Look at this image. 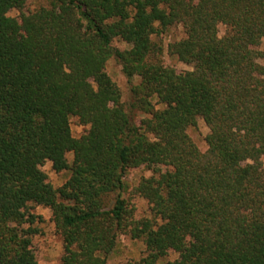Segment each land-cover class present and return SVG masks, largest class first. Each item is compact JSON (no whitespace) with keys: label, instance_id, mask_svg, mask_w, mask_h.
Here are the masks:
<instances>
[{"label":"trees","instance_id":"16d2710c","mask_svg":"<svg viewBox=\"0 0 264 264\" xmlns=\"http://www.w3.org/2000/svg\"><path fill=\"white\" fill-rule=\"evenodd\" d=\"M26 1L0 0V264H38L35 205L50 209L61 264H106L122 235L144 244L125 264H264V0H48L25 13ZM174 25L182 37L163 42ZM199 118L204 150L188 132ZM46 161L68 172L61 185ZM138 166L151 170L134 187L149 215L135 218L122 191Z\"/></svg>","mask_w":264,"mask_h":264},{"label":"rangeland","instance_id":"374dc122","mask_svg":"<svg viewBox=\"0 0 264 264\" xmlns=\"http://www.w3.org/2000/svg\"><path fill=\"white\" fill-rule=\"evenodd\" d=\"M48 0H27L23 8V12L28 13L41 6H47ZM20 14L17 10H10L9 16L18 17ZM219 35L224 33V27L219 25ZM182 30L178 25L170 27L162 36L163 42H170L172 40L182 37ZM114 45L119 48H124V44L119 40H114ZM260 51H264V38H262L260 44L257 47ZM258 63L264 64V59L259 58ZM164 63L176 67L177 70L190 69L191 67L184 64H179L173 57L164 54ZM106 71L111 79L116 83L121 92V99L125 102L128 100L129 84L126 78L120 71V66L114 58H111L106 63ZM133 82H138L137 78L133 79ZM144 117L143 114L138 113L137 118ZM71 133L74 137L82 135L86 126H82L78 123L76 117L70 118ZM208 129L202 119L197 120L195 128L188 130L192 140L198 146L200 150H204L206 144L204 142V136ZM67 159H72V153L66 154ZM41 170L46 174L47 179L55 187L61 185L68 177V172H55L51 168L49 161L44 162L41 166ZM151 175V170L144 166H138L131 168L124 173L123 180L125 182V189L122 191V196L125 197L131 206L134 207V217L140 218L145 215H149L148 204L140 196L134 193V187L142 177ZM32 211L42 217V223L40 224V232L32 238V246L35 251L38 264H61L60 257L63 252L62 240L59 234L56 233L54 224L51 221V212L48 207L41 205L33 206ZM144 251V244L141 240H132L127 235H122L117 239L115 249L107 255L106 264H125L129 260L138 259ZM176 257V253L169 251L166 259L172 260Z\"/></svg>","mask_w":264,"mask_h":264}]
</instances>
